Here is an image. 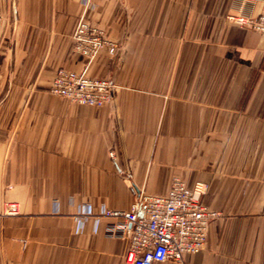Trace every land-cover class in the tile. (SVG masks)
Wrapping results in <instances>:
<instances>
[{
	"label": "crops",
	"instance_id": "0c3cea01",
	"mask_svg": "<svg viewBox=\"0 0 264 264\" xmlns=\"http://www.w3.org/2000/svg\"><path fill=\"white\" fill-rule=\"evenodd\" d=\"M93 1L88 20L119 46L86 70L115 85L101 107L48 91L85 65L78 0H0V264H124L101 210L174 178L205 183L218 216L203 251L157 264H264V36L228 20L263 0Z\"/></svg>",
	"mask_w": 264,
	"mask_h": 264
},
{
	"label": "built area",
	"instance_id": "2783aa9c",
	"mask_svg": "<svg viewBox=\"0 0 264 264\" xmlns=\"http://www.w3.org/2000/svg\"><path fill=\"white\" fill-rule=\"evenodd\" d=\"M78 2L81 12L72 41L74 50L85 59V65L80 71L57 69L48 91L73 104L101 107L111 100L115 86L107 79L89 78L86 70L101 51L115 55L119 46L88 20V13L95 8L94 1ZM228 20L264 36V0L256 16L238 14L228 17ZM2 22L0 13V27ZM206 192L205 183L197 182L188 187L174 178L164 195L134 193V200L127 210H101L99 216L111 221L105 228V235L127 239L124 264L181 263L185 256L203 251L209 223L218 216L203 204ZM4 209L11 216L19 212L13 203L6 204ZM78 216L77 225L81 229L91 211L86 207L79 211Z\"/></svg>",
	"mask_w": 264,
	"mask_h": 264
},
{
	"label": "rangeland",
	"instance_id": "374dc122",
	"mask_svg": "<svg viewBox=\"0 0 264 264\" xmlns=\"http://www.w3.org/2000/svg\"><path fill=\"white\" fill-rule=\"evenodd\" d=\"M80 12H81V8H80ZM1 13V12H0ZM2 14V13H1ZM79 16H80V13H79ZM79 16H78V18H79ZM2 18H3V22H2V25H1V27H0V31L3 29V27H4V25H5V16L2 14ZM77 22H78V20H77ZM76 25H77V23H76ZM76 27V26H75ZM115 42V41H114ZM65 69H67V68H65ZM73 70V69H72ZM75 71H77V70H75ZM115 86V85H114ZM57 98H59V97H57ZM61 99H63V98H61ZM65 101H67L66 99H64ZM67 102H69V101H67ZM9 203H13V204H16L17 206H18V208H19V205L17 204V203H15V202H9ZM6 204H8V203H6ZM5 204V205H6ZM5 205H4V207H5ZM4 208H3V212H2V214L3 215H6V216H11V215H7L5 212H4ZM20 214V208H19V212H18V214L17 215H19ZM17 215H13V216H17Z\"/></svg>",
	"mask_w": 264,
	"mask_h": 264
}]
</instances>
